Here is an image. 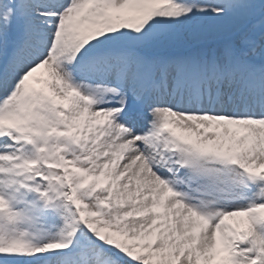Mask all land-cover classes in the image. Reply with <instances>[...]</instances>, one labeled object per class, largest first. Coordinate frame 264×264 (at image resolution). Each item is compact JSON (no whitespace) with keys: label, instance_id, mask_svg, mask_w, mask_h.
Returning a JSON list of instances; mask_svg holds the SVG:
<instances>
[{"label":"snow or ice","instance_id":"obj_1","mask_svg":"<svg viewBox=\"0 0 264 264\" xmlns=\"http://www.w3.org/2000/svg\"><path fill=\"white\" fill-rule=\"evenodd\" d=\"M0 264H264V0H0Z\"/></svg>","mask_w":264,"mask_h":264}]
</instances>
